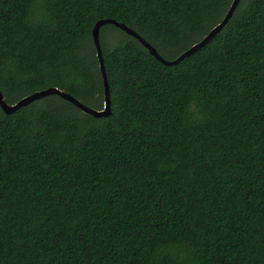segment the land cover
I'll list each match as a JSON object with an SVG mask.
<instances>
[{"label":"trees","instance_id":"trees-1","mask_svg":"<svg viewBox=\"0 0 264 264\" xmlns=\"http://www.w3.org/2000/svg\"><path fill=\"white\" fill-rule=\"evenodd\" d=\"M232 2L0 0L1 91L101 111L99 20L175 61ZM100 35L109 116L58 95L0 108V264H264V0L173 66Z\"/></svg>","mask_w":264,"mask_h":264},{"label":"water","instance_id":"water-1","mask_svg":"<svg viewBox=\"0 0 264 264\" xmlns=\"http://www.w3.org/2000/svg\"><path fill=\"white\" fill-rule=\"evenodd\" d=\"M240 2L241 0H233L232 5L227 15L223 19V21L219 23L216 27H214L210 31V33L206 35L199 43L194 44L190 49L184 52L175 61L165 60L150 43H148L143 37H141L137 32L129 28L127 25L123 23H119L116 20H112V19L99 20L93 28L92 37H93L95 49L97 51V57L100 62V68H101L103 80H104L105 106H104V109L101 111L84 105L78 99L74 98L68 93L61 91L58 88H49L43 91H37L31 95L25 96L24 98H22L20 101H18L15 104L7 103L1 91V88H0V108L6 115H11L15 113L17 110H19L20 108L26 107L35 101H38L48 96L58 95L61 98H63L65 101L70 102L75 107L82 110L85 114H90L96 118L107 117L111 113V99H110V85H109L107 74H106L103 50H102V45H101V35H100L101 29L104 26L106 25L115 26L119 30L123 31L125 34L137 39L150 52V54L154 56L158 61H160L166 66H173V65H177L178 63L183 61L185 58L195 54L199 49L203 48L210 40H212L227 25V23L233 17V14L235 10L237 9Z\"/></svg>","mask_w":264,"mask_h":264},{"label":"rangeland","instance_id":"rangeland-1","mask_svg":"<svg viewBox=\"0 0 264 264\" xmlns=\"http://www.w3.org/2000/svg\"><path fill=\"white\" fill-rule=\"evenodd\" d=\"M102 34L106 44L111 47L113 46V41L124 39L122 33L115 31L111 27L106 28Z\"/></svg>","mask_w":264,"mask_h":264}]
</instances>
